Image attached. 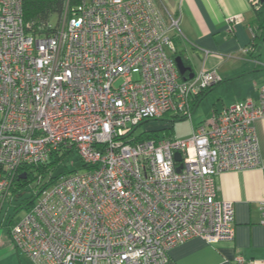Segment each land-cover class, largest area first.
<instances>
[{
    "label": "built area",
    "instance_id": "built-area-1",
    "mask_svg": "<svg viewBox=\"0 0 264 264\" xmlns=\"http://www.w3.org/2000/svg\"><path fill=\"white\" fill-rule=\"evenodd\" d=\"M177 28L158 0H67L37 34L23 0H0V210L23 166L66 152L82 160L9 225L35 264H166L191 237L234 240L235 205L217 196L215 177L261 166L264 83L258 104L233 102L187 138L136 134L170 113L192 117L198 96L222 80L215 69L181 74ZM234 263L264 261L237 254Z\"/></svg>",
    "mask_w": 264,
    "mask_h": 264
},
{
    "label": "crops",
    "instance_id": "crops-1",
    "mask_svg": "<svg viewBox=\"0 0 264 264\" xmlns=\"http://www.w3.org/2000/svg\"><path fill=\"white\" fill-rule=\"evenodd\" d=\"M158 3L178 20L174 40L185 64L194 73L215 69L222 80L210 89L222 84L231 86L232 82L240 85L233 97L226 98L223 107L238 100L258 104L259 86L264 83V24H259L250 1L158 0ZM236 16L239 21L229 29V17ZM201 99L196 101L193 111ZM255 129L261 166L227 170L215 177L217 196L232 200L235 205L234 240L208 243L201 237H191L169 249L166 264H235L237 254L264 261V117L256 120ZM14 251L18 250L9 237V227L6 232L0 229V264H35L20 251L17 257Z\"/></svg>",
    "mask_w": 264,
    "mask_h": 264
},
{
    "label": "trees",
    "instance_id": "trees-1",
    "mask_svg": "<svg viewBox=\"0 0 264 264\" xmlns=\"http://www.w3.org/2000/svg\"><path fill=\"white\" fill-rule=\"evenodd\" d=\"M69 6L74 5L78 0H68ZM67 0H23L24 7V17L27 24V28L37 34H43L49 32L55 25L49 23V19L53 14L57 17L61 15ZM257 19L260 25L264 24V2L261 3L259 7L255 8ZM57 18V20H58ZM179 55L178 49L174 52V56ZM217 84V83H216ZM215 85V84H214ZM213 86V85H212ZM212 86L204 90L197 98V101L202 97L203 94L207 92ZM173 128V124L166 126V131L162 134H170V129ZM160 132L158 130H151L149 132H144V135H158ZM68 152L62 154H56L52 156L48 161L39 164L25 165L20 169L15 177L14 183L12 185L11 197L16 198L18 201L17 209L24 206L30 208L35 198L41 192V190L49 186L54 182L55 178L58 176L56 170L60 167L61 163L68 157ZM66 166V165H65ZM66 171L70 170L66 166ZM65 172V171H64ZM24 173V177H20V174ZM33 179L38 180L35 183V187H30L31 181ZM30 191V195L26 196V192Z\"/></svg>",
    "mask_w": 264,
    "mask_h": 264
},
{
    "label": "rangeland",
    "instance_id": "rangeland-1",
    "mask_svg": "<svg viewBox=\"0 0 264 264\" xmlns=\"http://www.w3.org/2000/svg\"><path fill=\"white\" fill-rule=\"evenodd\" d=\"M57 15L53 14L49 19V23L55 25L57 22ZM177 41V40H176ZM264 43V42H262ZM179 44V42H178ZM232 82L231 86H224V84L216 86L210 90H207L206 94L202 96L201 101L195 110L192 112V117H186L181 119H175L170 115L162 117L163 119H155L146 121L140 124L136 129V134H140L143 130L151 131L153 129L158 130L160 133L166 131L169 121H173V128L170 129L172 136L176 139H184L192 134L193 123H206V121L212 117V115L221 110L223 102H226L228 97H233L235 93L240 90V85H234ZM61 163L60 167L56 170L57 174L66 171V166L72 169L82 168V160L77 152H73ZM66 165V166H65ZM30 187H35V183L38 182L36 179L31 181ZM30 195V191L26 192V196ZM18 201L16 198H12L11 195L4 201L0 210V229L6 232L9 225L14 222L19 216H22L26 207L22 206L17 209ZM14 246V245H13ZM15 247V246H14ZM17 251L18 249L15 248ZM20 251V250H18ZM15 252L17 257L19 252ZM21 252V251H20ZM22 253V252H21ZM24 254V253H23Z\"/></svg>",
    "mask_w": 264,
    "mask_h": 264
},
{
    "label": "water",
    "instance_id": "water-1",
    "mask_svg": "<svg viewBox=\"0 0 264 264\" xmlns=\"http://www.w3.org/2000/svg\"><path fill=\"white\" fill-rule=\"evenodd\" d=\"M261 1L264 2V0H261ZM175 59H176L177 66H178L179 71L181 72V74H183V76H184L185 78H187V77H192L193 74H194V72L192 71V68H191L190 66H188V65L185 64V62H184L182 56L179 54V55H177V56L175 57ZM175 157H176L177 160H180V158H181V157H180V153H179V152H176V153H175ZM179 168H180V166L178 167V169H179ZM24 176H25L24 173H21V174H20V177H24Z\"/></svg>",
    "mask_w": 264,
    "mask_h": 264
}]
</instances>
